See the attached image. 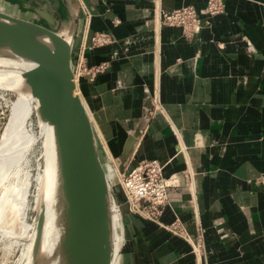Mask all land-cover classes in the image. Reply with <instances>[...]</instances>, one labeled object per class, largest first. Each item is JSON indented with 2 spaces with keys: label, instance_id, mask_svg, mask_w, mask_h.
Listing matches in <instances>:
<instances>
[{
  "label": "crops",
  "instance_id": "1",
  "mask_svg": "<svg viewBox=\"0 0 264 264\" xmlns=\"http://www.w3.org/2000/svg\"><path fill=\"white\" fill-rule=\"evenodd\" d=\"M1 1L14 6L1 10L41 21L26 1ZM64 3L55 17L72 68L76 58L104 64L74 82L107 182L129 137L127 168L155 159L165 177L179 175L158 223L128 212L113 187L121 219L112 216L111 264H264V182H255L264 175V0H223L189 36L160 14L199 10L204 0ZM96 33L108 41L92 45ZM154 94L160 110L148 115ZM175 218L190 240L163 227Z\"/></svg>",
  "mask_w": 264,
  "mask_h": 264
},
{
  "label": "water",
  "instance_id": "2",
  "mask_svg": "<svg viewBox=\"0 0 264 264\" xmlns=\"http://www.w3.org/2000/svg\"><path fill=\"white\" fill-rule=\"evenodd\" d=\"M42 21L0 9V54L33 63L22 73L36 114L51 126L56 164V200L61 233L57 257L65 264H109L111 208L87 112L74 93L71 41L57 32L56 5L64 0H24ZM56 2V3H55ZM55 7V8H54ZM126 153L121 158H125ZM43 212H38L33 248Z\"/></svg>",
  "mask_w": 264,
  "mask_h": 264
},
{
  "label": "rangeland",
  "instance_id": "3",
  "mask_svg": "<svg viewBox=\"0 0 264 264\" xmlns=\"http://www.w3.org/2000/svg\"><path fill=\"white\" fill-rule=\"evenodd\" d=\"M0 7L5 10L14 9L13 5L1 0ZM78 61V58L73 61L75 68ZM77 79L75 78L76 82ZM75 89L77 93L76 86ZM24 92L33 107L27 122V130L33 136L34 143L32 142L28 150L11 165L8 177L0 188V264H25L35 236L36 218L38 212L42 210L46 193L45 137L40 134V123L35 110L36 102L30 96L27 85L24 86ZM0 98L7 103V107L4 108L0 100L1 133L8 118L9 107L16 99V95L2 77H0ZM15 163L17 166L14 165ZM123 203L126 206L125 202ZM117 204L121 219L120 204L118 202ZM51 250L49 248L48 255L46 254L48 258H51Z\"/></svg>",
  "mask_w": 264,
  "mask_h": 264
},
{
  "label": "bare ground",
  "instance_id": "4",
  "mask_svg": "<svg viewBox=\"0 0 264 264\" xmlns=\"http://www.w3.org/2000/svg\"><path fill=\"white\" fill-rule=\"evenodd\" d=\"M32 65L33 63L29 61L17 57H7L0 54V77H2L4 82L8 84L10 90L16 95V99L9 107L7 121L0 133V188L8 177L11 165L18 160L24 151L28 150L29 146L33 142V136L27 130V122L31 116L33 107L24 92V86L27 84L22 77V73ZM70 66L74 81V78L77 79L76 70L73 71L71 61ZM73 91L75 93V87ZM38 119L41 129L40 134L45 137L46 193L42 207V227L38 237V242L34 248L32 243V247L25 264H65L64 258L62 256L57 257L56 251L57 240L61 233V224L59 222V207L56 200L57 178L53 136L50 124L43 120L41 116H38ZM130 138L131 137L128 138L124 150L126 155L129 153L132 145L129 141ZM14 165H16V163ZM107 185L110 187L108 182ZM115 204L116 201H114V205H110L111 227L112 216L117 213ZM113 245L114 244L111 238L110 255L113 251ZM49 248L52 249L51 258H48L47 256ZM109 264H111L110 257Z\"/></svg>",
  "mask_w": 264,
  "mask_h": 264
},
{
  "label": "built area",
  "instance_id": "5",
  "mask_svg": "<svg viewBox=\"0 0 264 264\" xmlns=\"http://www.w3.org/2000/svg\"><path fill=\"white\" fill-rule=\"evenodd\" d=\"M223 0H204V6L196 10L192 6L186 5L173 9L169 12L160 14V23L168 26H176L181 28L186 35L198 31L202 26L209 23L210 18L222 12ZM108 41V36L104 33H96L90 38L92 45L102 44ZM104 64L94 67H87L83 61L79 60L76 64V77L84 75L91 80L95 73L102 70ZM3 107H7L4 99L0 98ZM160 110L157 95L154 94L149 98V107L146 108L148 115L153 111ZM125 158L119 157L116 166L114 167L115 183L109 187L110 205H114L113 187L118 185L122 191L126 209L128 212L136 214L145 220L156 222L159 221L162 208L167 203V189L171 186L178 185L179 175L170 174L165 177L163 175V164L155 159L142 161L135 166L127 168L125 166ZM257 183L264 182V175L258 176L255 179ZM116 210L119 213L116 200ZM170 233L175 234L185 240H190L182 224L175 218L170 223L163 226ZM197 251L198 244L192 245Z\"/></svg>",
  "mask_w": 264,
  "mask_h": 264
}]
</instances>
